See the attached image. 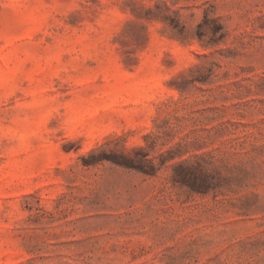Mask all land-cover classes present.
I'll use <instances>...</instances> for the list:
<instances>
[{"label":"rangeland","instance_id":"rangeland-1","mask_svg":"<svg viewBox=\"0 0 264 264\" xmlns=\"http://www.w3.org/2000/svg\"><path fill=\"white\" fill-rule=\"evenodd\" d=\"M0 264H264V0H0Z\"/></svg>","mask_w":264,"mask_h":264}]
</instances>
